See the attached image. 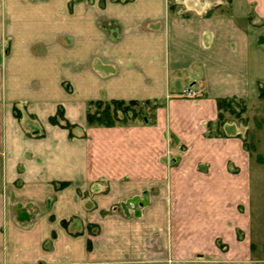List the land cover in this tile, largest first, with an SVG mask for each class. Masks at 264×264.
Segmentation results:
<instances>
[{
    "label": "crops",
    "instance_id": "1",
    "mask_svg": "<svg viewBox=\"0 0 264 264\" xmlns=\"http://www.w3.org/2000/svg\"><path fill=\"white\" fill-rule=\"evenodd\" d=\"M200 7L0 0V264H264V0ZM221 100L246 112L219 126ZM110 101L161 105L89 127Z\"/></svg>",
    "mask_w": 264,
    "mask_h": 264
},
{
    "label": "trees",
    "instance_id": "2",
    "mask_svg": "<svg viewBox=\"0 0 264 264\" xmlns=\"http://www.w3.org/2000/svg\"><path fill=\"white\" fill-rule=\"evenodd\" d=\"M227 6L222 7L228 14L230 12L231 0H226ZM209 7V6H208ZM221 5L217 4L213 7L205 8L203 15L210 17L213 15L214 8H220ZM180 4L179 0H169V12L180 18H189L194 12ZM260 43L264 44V39H260ZM260 97L264 99V87H260ZM159 102H138V101H110V102H91L88 105L87 123L89 127H115V126H129L138 122L144 124H151L154 122L153 112L160 107ZM219 107V126L225 123L227 113L228 116L240 118L246 112V105L243 101L239 100H221L218 102ZM15 110H17L15 108ZM18 116V112H17ZM52 125H57L69 130L70 138H73L72 130L75 128L71 125L64 115L63 109H59L58 113L50 118ZM247 143V141H246ZM67 184H58L57 189L66 187ZM63 226L66 227L67 223L64 221Z\"/></svg>",
    "mask_w": 264,
    "mask_h": 264
},
{
    "label": "rangeland",
    "instance_id": "3",
    "mask_svg": "<svg viewBox=\"0 0 264 264\" xmlns=\"http://www.w3.org/2000/svg\"><path fill=\"white\" fill-rule=\"evenodd\" d=\"M179 1H180V4H184V6H186V8H188L189 10H194L193 12H196V10H198L197 7H200V6H204V7H200L199 12H205L206 10L205 8H209L211 6L213 7L214 5L216 6L217 4H220L221 5L220 8H214V11L212 12L213 15H221L220 12L225 11L222 7L227 6L226 0H179ZM248 114L250 115L249 122L251 123L253 128L263 127L264 126V101H261L260 103H255L254 105H252ZM257 138L260 141L259 149L260 151H263L264 130L257 133ZM247 142L248 144L252 143L251 139H248Z\"/></svg>",
    "mask_w": 264,
    "mask_h": 264
},
{
    "label": "built area",
    "instance_id": "4",
    "mask_svg": "<svg viewBox=\"0 0 264 264\" xmlns=\"http://www.w3.org/2000/svg\"><path fill=\"white\" fill-rule=\"evenodd\" d=\"M184 97L189 98V99H197L200 97V94L195 91L192 87H188L183 91L182 94Z\"/></svg>",
    "mask_w": 264,
    "mask_h": 264
}]
</instances>
